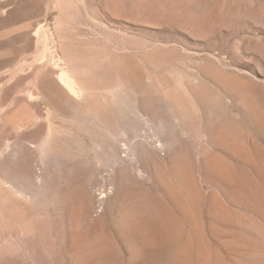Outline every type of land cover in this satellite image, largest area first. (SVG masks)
Returning a JSON list of instances; mask_svg holds the SVG:
<instances>
[{
	"label": "rangeland",
	"instance_id": "374dc122",
	"mask_svg": "<svg viewBox=\"0 0 264 264\" xmlns=\"http://www.w3.org/2000/svg\"><path fill=\"white\" fill-rule=\"evenodd\" d=\"M0 264H264V0H0Z\"/></svg>",
	"mask_w": 264,
	"mask_h": 264
},
{
	"label": "bare ground",
	"instance_id": "6f19581e",
	"mask_svg": "<svg viewBox=\"0 0 264 264\" xmlns=\"http://www.w3.org/2000/svg\"><path fill=\"white\" fill-rule=\"evenodd\" d=\"M103 196V195H102Z\"/></svg>",
	"mask_w": 264,
	"mask_h": 264
}]
</instances>
